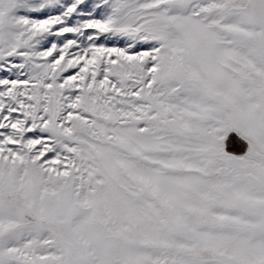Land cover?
I'll use <instances>...</instances> for the list:
<instances>
[{"label": "snow or ice", "instance_id": "obj_1", "mask_svg": "<svg viewBox=\"0 0 264 264\" xmlns=\"http://www.w3.org/2000/svg\"><path fill=\"white\" fill-rule=\"evenodd\" d=\"M0 264H264V0H0Z\"/></svg>", "mask_w": 264, "mask_h": 264}]
</instances>
